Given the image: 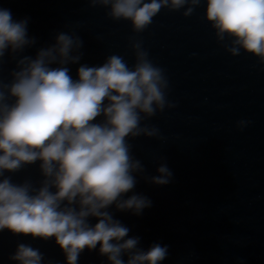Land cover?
Masks as SVG:
<instances>
[{
    "label": "water",
    "instance_id": "95a60500",
    "mask_svg": "<svg viewBox=\"0 0 264 264\" xmlns=\"http://www.w3.org/2000/svg\"><path fill=\"white\" fill-rule=\"evenodd\" d=\"M0 264H264V0H0Z\"/></svg>",
    "mask_w": 264,
    "mask_h": 264
}]
</instances>
